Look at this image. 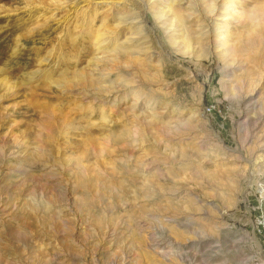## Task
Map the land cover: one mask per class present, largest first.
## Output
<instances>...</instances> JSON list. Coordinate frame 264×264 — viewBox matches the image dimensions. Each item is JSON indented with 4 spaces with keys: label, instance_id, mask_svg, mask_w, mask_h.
Wrapping results in <instances>:
<instances>
[{
    "label": "rangeland",
    "instance_id": "rangeland-1",
    "mask_svg": "<svg viewBox=\"0 0 264 264\" xmlns=\"http://www.w3.org/2000/svg\"><path fill=\"white\" fill-rule=\"evenodd\" d=\"M0 264H264V0H0Z\"/></svg>",
    "mask_w": 264,
    "mask_h": 264
},
{
    "label": "bare ground",
    "instance_id": "bare-ground-1",
    "mask_svg": "<svg viewBox=\"0 0 264 264\" xmlns=\"http://www.w3.org/2000/svg\"><path fill=\"white\" fill-rule=\"evenodd\" d=\"M74 4V3H73Z\"/></svg>",
    "mask_w": 264,
    "mask_h": 264
}]
</instances>
